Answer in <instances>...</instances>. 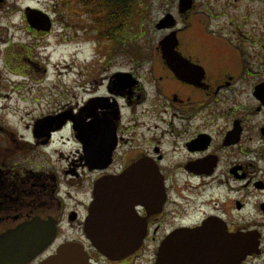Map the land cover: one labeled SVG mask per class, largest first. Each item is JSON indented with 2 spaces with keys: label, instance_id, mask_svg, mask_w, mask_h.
Masks as SVG:
<instances>
[{
  "label": "flooded vegetation",
  "instance_id": "1",
  "mask_svg": "<svg viewBox=\"0 0 264 264\" xmlns=\"http://www.w3.org/2000/svg\"><path fill=\"white\" fill-rule=\"evenodd\" d=\"M113 5L0 0V238L37 221L49 241L35 253L1 250L0 264H41L67 242L82 244L90 264H156L161 246L181 251L174 264H218L208 240L174 236L211 224L255 233L259 252L243 264H264V0H170L159 31L183 62L159 45L137 61L133 47L109 44L74 97L83 85L63 81L55 56L74 6L104 21L119 15ZM96 186L114 190L120 218L133 213V235L143 229L125 258L87 236Z\"/></svg>",
  "mask_w": 264,
  "mask_h": 264
},
{
  "label": "water",
  "instance_id": "2",
  "mask_svg": "<svg viewBox=\"0 0 264 264\" xmlns=\"http://www.w3.org/2000/svg\"><path fill=\"white\" fill-rule=\"evenodd\" d=\"M36 20L39 18L35 17ZM168 17L157 24L163 28ZM35 26L34 23H31ZM171 37L160 41L163 49V57L169 59L176 66L183 59L176 51L177 42ZM175 71V68L172 67ZM176 74L177 71H176ZM114 193L113 189H106L96 186L95 199L90 206L89 216L85 230L92 245L102 254L115 260L125 258L133 253L142 240V227L136 228V233H132L133 227L130 225L132 214L120 218L115 214L114 203H106L105 198ZM39 223L37 221L19 227L14 232L5 234L0 238V251L35 253L46 246L47 240L41 242L38 235ZM51 235V234H50ZM185 235L197 238L196 245L202 244L203 240L210 246L211 262L218 264H242L251 254L259 252V241L253 232L230 233L219 224H211L205 228L193 231H184L174 234V236ZM52 238V235H51ZM7 245L6 247H3ZM3 247V248H2ZM180 250L173 253L168 252L161 246L158 252L156 264H174L180 261ZM24 256L23 258H25ZM41 264H90L84 247L80 243L67 242L62 244L55 255L51 256Z\"/></svg>",
  "mask_w": 264,
  "mask_h": 264
},
{
  "label": "rangeland",
  "instance_id": "3",
  "mask_svg": "<svg viewBox=\"0 0 264 264\" xmlns=\"http://www.w3.org/2000/svg\"><path fill=\"white\" fill-rule=\"evenodd\" d=\"M10 1L20 7L21 5H27V3L33 5L37 1L43 2L46 0ZM169 2L170 0H143L138 3L134 7L131 15H127L128 20L125 30L116 36L114 43L120 49H123V47H133V50L136 49L137 61H145L149 56V51H153L163 37V33L157 30L155 26L165 16V11L172 10L168 8ZM75 10L78 11L79 15L75 16L73 19L74 27L67 33V44L61 50L58 49L55 54V56L63 55L62 58H57L56 60L58 61L60 71L62 73L64 72L62 77L63 81L67 84H70V81H76V84L80 83V85H83V87L74 86V92L69 91L70 93L73 92V96L75 94H83L84 88L88 86L86 82L91 81L92 77H97L98 62L106 55L107 45L113 43V40L107 39V32L109 31L105 26L107 15L104 16V21H99L98 17L91 19V17L81 15V12L75 9L74 6ZM120 19H124L123 15H121ZM11 21H15L17 24L20 22L16 16H10L8 23ZM123 61L122 58L120 60L117 59L114 63V69L125 67ZM65 66L68 67L65 68ZM46 86L49 87L47 84H43L41 87ZM50 87L52 86L50 85ZM11 103L19 105L22 108H26L27 106L26 103L15 102V100ZM21 114L19 112L17 116H9V120L11 122L17 121L23 117V114Z\"/></svg>",
  "mask_w": 264,
  "mask_h": 264
},
{
  "label": "trees",
  "instance_id": "4",
  "mask_svg": "<svg viewBox=\"0 0 264 264\" xmlns=\"http://www.w3.org/2000/svg\"><path fill=\"white\" fill-rule=\"evenodd\" d=\"M141 1L143 0H113L114 3L113 6H115L117 10L115 12H119V15H113V14L107 15L105 22V26L109 29V31L107 32V39L113 40L112 44H116L114 43L115 42L114 39L116 38L117 35L121 34L125 30V26L128 20L127 15H131V13L134 10V7ZM121 15H123L124 19H120Z\"/></svg>",
  "mask_w": 264,
  "mask_h": 264
},
{
  "label": "bare ground",
  "instance_id": "5",
  "mask_svg": "<svg viewBox=\"0 0 264 264\" xmlns=\"http://www.w3.org/2000/svg\"><path fill=\"white\" fill-rule=\"evenodd\" d=\"M68 66H65V68H67ZM116 194L112 193L110 194L107 198H105L106 203H114L115 199H116Z\"/></svg>",
  "mask_w": 264,
  "mask_h": 264
}]
</instances>
